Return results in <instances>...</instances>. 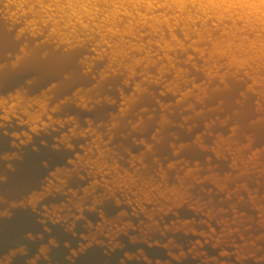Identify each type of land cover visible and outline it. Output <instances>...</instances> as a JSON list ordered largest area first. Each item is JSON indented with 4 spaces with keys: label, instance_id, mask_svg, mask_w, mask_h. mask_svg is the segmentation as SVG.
I'll list each match as a JSON object with an SVG mask.
<instances>
[{
    "label": "water",
    "instance_id": "95a60500",
    "mask_svg": "<svg viewBox=\"0 0 264 264\" xmlns=\"http://www.w3.org/2000/svg\"><path fill=\"white\" fill-rule=\"evenodd\" d=\"M168 1L0 0V264H264V25Z\"/></svg>",
    "mask_w": 264,
    "mask_h": 264
},
{
    "label": "bare ground",
    "instance_id": "6f19581e",
    "mask_svg": "<svg viewBox=\"0 0 264 264\" xmlns=\"http://www.w3.org/2000/svg\"><path fill=\"white\" fill-rule=\"evenodd\" d=\"M74 1H76L79 4L83 0H74ZM86 1H90V0H86ZM94 1H98V0H94ZM99 1L106 2V0H99ZM115 1L119 3L120 6H122V4L127 1L133 3V5L134 4L145 5V7H147L149 10L154 6L153 3H155L158 0H115ZM168 2L170 4L175 5L179 9L185 8L188 2L192 5L193 4L198 5V9H200L203 14H206L207 12L211 11L213 14L215 13V17L218 18L219 20L224 19L225 13H227V15L229 16H233L239 11L238 13H240V15L237 13L238 14L237 18L241 19V17L244 16L246 17L245 20L250 23L252 21L250 17H253L254 19L258 20L256 21L259 24L264 25V0H169ZM83 4L84 3H82L80 6L84 7ZM117 11L118 9H116V12ZM74 13L78 14L77 10H75ZM163 20H166V18H163ZM154 24L159 26L161 25L160 23L158 24L154 23ZM249 28L253 29L254 26L251 25L249 26ZM260 29H264V27L262 26L260 27ZM237 30L238 29H236L235 31ZM258 43L259 41H253L248 44L250 47L254 48L255 45ZM164 45L166 49L168 50L171 49V46L169 44L165 43ZM241 45H243L242 42ZM214 51L220 53V50H214ZM260 56L264 57V52ZM256 58L255 57L253 58V56L252 58H247V57L240 59L232 58V61L235 65L242 67L246 65L248 61H251V59H256Z\"/></svg>",
    "mask_w": 264,
    "mask_h": 264
}]
</instances>
